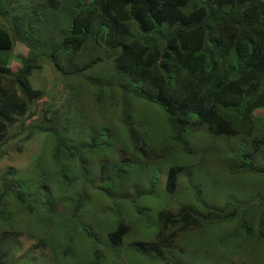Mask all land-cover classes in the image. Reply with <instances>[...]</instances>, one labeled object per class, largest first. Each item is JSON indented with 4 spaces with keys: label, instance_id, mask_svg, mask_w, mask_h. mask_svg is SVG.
Instances as JSON below:
<instances>
[{
    "label": "rangeland",
    "instance_id": "obj_1",
    "mask_svg": "<svg viewBox=\"0 0 264 264\" xmlns=\"http://www.w3.org/2000/svg\"><path fill=\"white\" fill-rule=\"evenodd\" d=\"M17 3L21 19L16 33H23L28 14L39 18L26 42L16 38L7 54H0V65L14 71L18 56L30 49L40 68L31 70L28 84L40 95L22 116L14 117L8 134L22 132L0 143V211L9 213L8 222L0 219V229L11 226L18 233L3 264H264V246L255 239L258 217L264 213L260 204L264 202V144L250 159L256 171L230 168L238 161L236 151L248 152L251 138L264 134V105L251 112L236 135H213L206 128L190 126L178 144L170 138L163 111L155 103L125 95L111 82L110 51L89 52L100 59L81 74L68 69L63 55L58 54V66L44 56L43 37L56 36L55 30L66 26L69 0H0V12L6 14L0 13V27L13 38L11 21L19 14ZM84 60L80 55L73 61ZM124 106L142 150L131 146L121 123ZM32 125L61 133L75 150L74 156L54 159L51 133ZM25 133L28 137L21 140ZM92 134L101 142L100 148L89 147ZM99 158L106 161V169L114 170L102 183ZM115 162L119 164L114 166ZM170 166L180 170L168 193L164 184ZM4 183L23 185L19 190L25 196L40 191L53 208L24 210L13 193L3 189ZM79 194L83 201L72 215ZM226 201L240 205L248 237L242 232L232 234L237 215L178 233L174 246L161 248L163 261L142 254L150 253L144 247L135 248L152 240L158 211L174 213L181 206L201 211L203 205L220 207ZM118 222L124 224L125 233L118 244H111L106 233Z\"/></svg>",
    "mask_w": 264,
    "mask_h": 264
},
{
    "label": "trees",
    "instance_id": "obj_2",
    "mask_svg": "<svg viewBox=\"0 0 264 264\" xmlns=\"http://www.w3.org/2000/svg\"><path fill=\"white\" fill-rule=\"evenodd\" d=\"M69 4L66 26L56 29V36L43 37L44 56L58 66V54L63 55L68 69L81 74L100 59L89 52L105 55L110 51L111 82L125 95L155 103L163 111L170 138L178 144L183 143L190 126L206 128L213 135H236L243 131L251 112L264 105V0H69ZM38 18L37 14H28L23 33H16L21 19L19 12L11 21L14 38L0 27V54H7L16 38L26 42L25 36ZM80 55L86 60L76 64L73 60ZM18 62L14 71L0 65V143L22 132L8 134L14 117L22 116L32 99L40 95L30 88L27 79L31 70L40 68L37 56L29 49L27 55L18 56ZM121 123L131 146L142 150L137 147L136 134L128 124L125 106L121 110ZM32 126L51 133L54 159L59 155L74 156L75 150L61 133ZM27 137L25 133L21 140ZM97 138L94 134L90 136L89 147H101ZM263 144L264 134L251 138L249 151L238 149V161L230 168L256 171L250 159ZM99 159L98 180L102 183L114 170L106 169V161ZM118 164L115 162L114 166ZM179 170V166L167 169L164 187L168 193L173 191ZM19 188L24 187L4 183L3 189L11 191L24 210L30 212L37 206L53 208L40 191L25 196ZM193 196L199 201L195 193ZM82 201L79 194L72 215ZM260 204L264 206V202ZM239 209V204L226 201L220 207L203 205L201 211L191 206H181L174 213L158 211L152 240L135 248L144 247L150 253L141 251L142 254L163 261L161 248L174 246L178 233L237 215L232 234L242 232L248 237L249 227ZM1 218L8 222L9 213L0 211ZM124 233V224L118 222L106 237L109 243L118 244ZM17 236L11 226L0 229V264L7 260ZM255 239L264 246V213L258 217Z\"/></svg>",
    "mask_w": 264,
    "mask_h": 264
}]
</instances>
